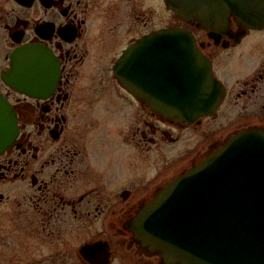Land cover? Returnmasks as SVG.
I'll list each match as a JSON object with an SVG mask.
<instances>
[{"label": "flooded vegetation", "instance_id": "af4514ba", "mask_svg": "<svg viewBox=\"0 0 264 264\" xmlns=\"http://www.w3.org/2000/svg\"><path fill=\"white\" fill-rule=\"evenodd\" d=\"M177 27L193 31L225 90L212 115L188 122L155 111L141 79L147 55L155 67L178 56L179 39L163 49L146 37ZM263 31L233 16L200 29L164 0H0V106L16 120L0 146L11 264H170L141 244L135 222L232 134L264 130V38L251 37ZM219 116L225 135L208 124Z\"/></svg>", "mask_w": 264, "mask_h": 264}, {"label": "water", "instance_id": "95a60500", "mask_svg": "<svg viewBox=\"0 0 264 264\" xmlns=\"http://www.w3.org/2000/svg\"><path fill=\"white\" fill-rule=\"evenodd\" d=\"M165 2L180 19L211 31L228 25L231 16L240 24L264 26V0ZM146 39L147 46L162 43L163 49L179 39L178 56L158 57L155 67L154 56L147 55L141 79L154 110L186 122L213 114L225 90L198 51L193 32L164 28ZM26 55L27 47L19 50L20 66H26ZM15 129L8 107L0 106L1 147L11 142ZM134 229L145 248L170 264H264V130L248 127L232 134L165 186Z\"/></svg>", "mask_w": 264, "mask_h": 264}, {"label": "rangeland", "instance_id": "374dc122", "mask_svg": "<svg viewBox=\"0 0 264 264\" xmlns=\"http://www.w3.org/2000/svg\"><path fill=\"white\" fill-rule=\"evenodd\" d=\"M163 12H164V15H163L164 17L169 16L165 12V10ZM251 37H253V38L254 37L264 38V31L260 32V33H254L251 35ZM227 121H228L227 118H225L224 116H219L215 119L209 120L208 124H209L210 128L217 127V126L220 127V126L224 125V128H226V129L223 130V134L225 135L232 128V126L225 127V124L227 123ZM6 240L8 242V241H10V238L0 237V264H11V261H12L11 255L14 252V250L11 249V246L5 245Z\"/></svg>", "mask_w": 264, "mask_h": 264}]
</instances>
